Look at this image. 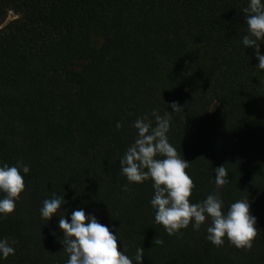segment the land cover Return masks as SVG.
<instances>
[{"label": "trees", "instance_id": "1", "mask_svg": "<svg viewBox=\"0 0 264 264\" xmlns=\"http://www.w3.org/2000/svg\"><path fill=\"white\" fill-rule=\"evenodd\" d=\"M247 3L0 0V165L30 167L15 211L0 216V239L16 241L0 264H66L59 217L39 214L54 193L65 198L57 215L83 207L117 230L126 255L144 248L143 264H264V73L242 44ZM172 102L184 106L168 136L190 163V202L214 192L224 165L225 210L247 199L257 218L251 249L214 246L207 224L168 235L151 180L121 175L132 123Z\"/></svg>", "mask_w": 264, "mask_h": 264}, {"label": "clouds", "instance_id": "2", "mask_svg": "<svg viewBox=\"0 0 264 264\" xmlns=\"http://www.w3.org/2000/svg\"><path fill=\"white\" fill-rule=\"evenodd\" d=\"M242 14L246 25L242 44L245 49H253L258 60L255 68L264 73V53L261 51L264 44V0H248ZM169 107L172 111L167 110L160 115L153 110L151 117L145 114L132 123L136 133L120 158L121 175L129 184L151 180L154 192L149 204L154 211V222L161 225L168 235H176L190 224L197 231L207 224L206 239L214 246H223L226 238L237 249H251L257 236V218L251 214V204L247 199H238L225 210L219 190L230 180L224 165L215 169L214 192L201 202H190L195 187L186 171L190 163L181 158L168 136L171 114L183 111L184 106L172 102ZM116 127L120 129L122 124L117 122ZM29 172L30 167L22 161L13 166L0 165V216L15 211L21 194L26 190L25 176ZM124 190H127V185ZM64 201V197L54 193L43 200L39 214L48 223L54 216L59 217L57 227L63 234L59 242L68 254L66 264H143L144 248H137L134 257L126 255L117 230L102 224L96 215L86 213L83 207L75 208L70 218L57 215ZM15 243L7 238L0 239V259L15 255ZM155 243L163 244V241L156 240Z\"/></svg>", "mask_w": 264, "mask_h": 264}, {"label": "rangeland", "instance_id": "3", "mask_svg": "<svg viewBox=\"0 0 264 264\" xmlns=\"http://www.w3.org/2000/svg\"><path fill=\"white\" fill-rule=\"evenodd\" d=\"M14 17L13 13H9L7 21L11 20Z\"/></svg>", "mask_w": 264, "mask_h": 264}]
</instances>
